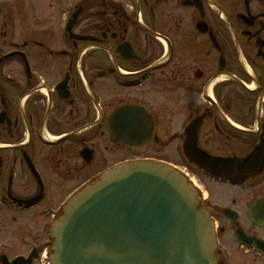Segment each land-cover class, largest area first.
Listing matches in <instances>:
<instances>
[{"label":"flooded vegetation","instance_id":"af4514ba","mask_svg":"<svg viewBox=\"0 0 264 264\" xmlns=\"http://www.w3.org/2000/svg\"><path fill=\"white\" fill-rule=\"evenodd\" d=\"M168 148L219 264H264V0H0V264H48L70 196Z\"/></svg>","mask_w":264,"mask_h":264},{"label":"water","instance_id":"95a60500","mask_svg":"<svg viewBox=\"0 0 264 264\" xmlns=\"http://www.w3.org/2000/svg\"><path fill=\"white\" fill-rule=\"evenodd\" d=\"M52 238L50 264H217L212 225L192 187L155 163L120 166L87 186Z\"/></svg>","mask_w":264,"mask_h":264},{"label":"rangeland","instance_id":"374dc122","mask_svg":"<svg viewBox=\"0 0 264 264\" xmlns=\"http://www.w3.org/2000/svg\"><path fill=\"white\" fill-rule=\"evenodd\" d=\"M149 155L154 157V158L166 160V161L171 162V163L176 164V165L180 164V160L178 157L179 153H177L176 151H174L171 148H168L167 150H161L160 152H157V151L150 152ZM181 167L186 168V166H181ZM6 221H4V222H6Z\"/></svg>","mask_w":264,"mask_h":264},{"label":"snow or ice","instance_id":"6c2138e0","mask_svg":"<svg viewBox=\"0 0 264 264\" xmlns=\"http://www.w3.org/2000/svg\"><path fill=\"white\" fill-rule=\"evenodd\" d=\"M117 125L119 126L121 123H126L129 126V130H134V123L138 119L135 116H128V115H117L115 118Z\"/></svg>","mask_w":264,"mask_h":264}]
</instances>
